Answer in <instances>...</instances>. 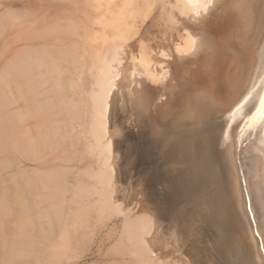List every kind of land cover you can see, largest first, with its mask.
<instances>
[{"label":"bare ground","instance_id":"bare-ground-1","mask_svg":"<svg viewBox=\"0 0 264 264\" xmlns=\"http://www.w3.org/2000/svg\"><path fill=\"white\" fill-rule=\"evenodd\" d=\"M71 1L36 46L0 16V154L17 153L3 264L27 222L59 216L78 228L52 234L44 264L97 234L115 241L108 264H264V0ZM141 136L181 171L144 175L125 144Z\"/></svg>","mask_w":264,"mask_h":264},{"label":"rangeland","instance_id":"rangeland-1","mask_svg":"<svg viewBox=\"0 0 264 264\" xmlns=\"http://www.w3.org/2000/svg\"><path fill=\"white\" fill-rule=\"evenodd\" d=\"M83 3H84V0H76V5H78V6H81V5L83 6ZM60 4H63V5H60ZM82 6L78 7V10H77L78 15H81L80 9L82 8ZM73 8H74L73 3H72V1L70 2V0H0V16L2 17V21H3L1 26H3L7 31H10V34H14V37H16L17 34H20L23 37H25L19 43L23 44L24 42H29L31 44L32 43L35 44V46H36L39 44V43H37V41H39L38 40L39 37L37 36L38 34L35 35L36 34L35 32H39L40 27L44 23L43 18L46 16L48 21L50 23H52L54 21V20H52V18H54V16H56L57 14L64 15L67 12L70 13V11L71 12L73 11ZM8 9L19 10V15L17 17L16 16H13V17H9V16L7 17L6 16L8 19L5 18L4 15H6V13H7L6 11ZM153 12H155V11H153ZM171 16L172 15H170L169 13L166 14V17L169 20H171L174 24H178V20H176V18L171 17ZM149 18H150V16L147 17L146 20H148ZM15 24L17 25L16 26L17 28L14 30L13 26H15ZM59 30H61V29H58V31ZM58 31H57V33H58ZM47 33H49V32H47ZM57 33H55V34L49 33L50 35H45L44 37L45 38L54 37ZM25 34H26V36H25ZM34 36H36V38ZM31 37H32V39H31ZM159 38L162 39V36H160ZM39 39L41 40V38H39ZM106 45H107V43L106 44H101V43L98 44L99 48L102 51H103L104 47H107ZM35 58H36V56H35ZM68 61L70 62V60H68ZM81 82H83L86 89H88L89 80H88V78L84 77V78H82V81L81 80L78 81V84H71V82H70L71 88L69 89V91H75L76 89H78L79 86L82 85ZM86 122L88 124L91 122L89 116L86 118ZM132 125L133 124H131L130 127ZM135 127L136 126H132L131 129L132 130L136 129L137 130L136 133L137 132L139 133V131L142 129L140 127L139 128L138 127L135 128ZM136 138H138V137H136ZM146 141L147 140H145V138H143L141 136L140 138H138L135 141L133 140L130 142H125V144L127 145L126 149L132 151V153L135 154L136 156L141 154V157H142V161H141L142 163L141 164L143 165V167L141 169H142L144 175H146V172L149 173V171H152L154 174H156V173H158V174L166 173L167 174V172L168 173L172 172V174H173L174 172H180L181 171V168H178V167L170 169L169 167L161 165L160 160L158 158V155L156 154L157 146H154L156 143H149L151 141H149V142L148 141L146 142ZM151 148H153V150ZM148 152H150V153H148ZM16 154L17 153H16L15 149H13V151L10 153L0 154V161H1L0 165H1V167H3L2 170L0 167V174H2L3 172H7V171L10 172L11 170L14 171L16 169V165H15L16 160H17ZM70 159L71 160L68 162V164L76 163V161H77L75 158H73V160H72V158H70ZM13 163H14V165H11ZM3 164L5 166H3ZM68 164H66V165H68ZM8 165L9 166L11 165V166L8 167ZM150 168H152V169L154 168V169L151 170ZM46 170L47 169L40 170V171H46ZM128 182L129 181L127 180L125 183L128 184ZM141 182L142 181H140V183ZM7 183L10 184L9 182H7ZM132 185L133 184H131V186ZM139 186L144 187V181L141 184H139ZM132 187H134V186H132ZM197 187H198V184H197ZM1 203H2V205L7 203L6 198H5V203H4L3 197H1ZM45 204H47V202H45V201L39 202L38 201L36 203V206L39 208V207L44 206ZM37 207H36L35 213L38 212ZM3 208H4L3 209L4 212H6V213H9V211L11 209V208L8 209V207L6 208L5 205ZM7 216L5 215V218H3L4 216L0 214V219H1V223L3 226L11 224L12 218L9 215H7ZM77 219L80 220V218H76L74 221H77ZM35 221L36 220L27 222L28 225H26V228H27L25 230L26 232L23 235H21V239H19L20 242L15 247L16 248L15 250L17 252V259L16 260L14 259L12 261H7L8 263H4V264H36V263L44 264V260L42 258H40V255L42 254V252L44 253L46 251V249L51 248V246L49 244L52 245L53 244L52 242L54 239V236H52V234H58V236L55 238V241L57 243L58 241L60 242L61 236L63 234H65V233L66 234H73L74 230H76L78 228L77 224L76 225L75 224L69 225L67 223L66 217H64V216H59V218L56 220V222L51 224V225L41 226L39 223L37 224ZM117 222H118L117 223L118 228L120 225V229H121L120 221L118 220ZM110 226H111V224H110ZM44 227L46 229H48L49 232L46 231L44 229ZM38 228H41L42 230H39ZM107 228H108V226H105L103 228V230H102L103 234H101V236L104 235V233H106L108 231ZM35 229H37V230H35ZM54 229H56V230H54ZM31 230L33 233L30 232ZM214 231L215 230L213 228L211 230H208V235L210 236V234H213ZM10 232H11V234H10ZM10 232L6 233L5 229L3 230L2 234H0V243H2L4 241H8V242L13 241V240H9V239H12L14 236V234H12V231H10ZM8 235H9V237H8ZM26 235H30V236H28L29 238L28 237L26 238ZM39 235H41V236H39ZM45 235H47V236H45ZM97 235L98 236H96V238H97L96 242H93L92 244H91V242L85 243V244H83L82 247H80L78 249L70 248V250L67 251L65 255H63L62 257H60L58 259L52 260L49 264H108V263H106L108 261V259L110 257H113L112 255H113L114 250H115V241L114 240H112V241L106 240L105 242L101 243L100 242V236H99V234H97ZM23 236H25V237H23ZM48 239H50V240H48ZM41 242H43V243H41ZM45 244H47V245H45ZM27 246L30 248H28ZM0 251H1L0 252V264H3V262H2L3 258H1V256L4 253V250H2L1 246H0Z\"/></svg>","mask_w":264,"mask_h":264}]
</instances>
